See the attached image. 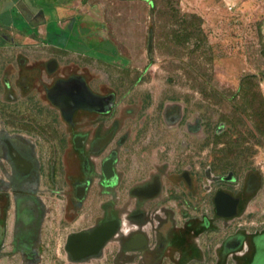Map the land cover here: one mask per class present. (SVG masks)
<instances>
[{
	"label": "flooded vegetation",
	"instance_id": "flooded-vegetation-1",
	"mask_svg": "<svg viewBox=\"0 0 264 264\" xmlns=\"http://www.w3.org/2000/svg\"><path fill=\"white\" fill-rule=\"evenodd\" d=\"M53 38L58 50H0V264L51 251L54 264H264L248 221L262 178L237 165L227 129L205 132L184 99L110 79L107 52ZM222 194L235 211L219 212Z\"/></svg>",
	"mask_w": 264,
	"mask_h": 264
},
{
	"label": "rangeland",
	"instance_id": "rangeland-1",
	"mask_svg": "<svg viewBox=\"0 0 264 264\" xmlns=\"http://www.w3.org/2000/svg\"><path fill=\"white\" fill-rule=\"evenodd\" d=\"M8 1L0 35L17 41L0 50H58L42 42L49 37L82 51L92 44L109 54L110 79L141 76V88L155 97L184 99L191 120L203 117L205 132L226 128L237 165L246 161L261 175L248 221L254 230L264 228V0ZM57 258L48 252L43 264Z\"/></svg>",
	"mask_w": 264,
	"mask_h": 264
},
{
	"label": "water",
	"instance_id": "water-1",
	"mask_svg": "<svg viewBox=\"0 0 264 264\" xmlns=\"http://www.w3.org/2000/svg\"><path fill=\"white\" fill-rule=\"evenodd\" d=\"M151 49H152V32H150V36H149V54H150V56H151ZM223 196H229V197L224 198ZM216 202H217V207H218L219 212L221 214H225V212H223L221 206H223V204L225 206H228V204L233 205L234 206V208L232 209V212H233L236 209L235 207L237 205L238 199H234V201H233L232 196L227 195V194L226 195L222 194L221 196H219V195L217 196Z\"/></svg>",
	"mask_w": 264,
	"mask_h": 264
},
{
	"label": "crops",
	"instance_id": "crops-1",
	"mask_svg": "<svg viewBox=\"0 0 264 264\" xmlns=\"http://www.w3.org/2000/svg\"><path fill=\"white\" fill-rule=\"evenodd\" d=\"M20 1H22V0H20ZM11 2H9L8 0H4V4L1 7L2 8L1 10H3V12L1 11L0 17L2 16V13H3L4 15L6 14L7 19L9 18V12L8 11H9V5H10ZM10 10H11V8H10ZM1 21H2V19L0 20V22ZM3 264H6V262H3Z\"/></svg>",
	"mask_w": 264,
	"mask_h": 264
},
{
	"label": "trees",
	"instance_id": "trees-1",
	"mask_svg": "<svg viewBox=\"0 0 264 264\" xmlns=\"http://www.w3.org/2000/svg\"><path fill=\"white\" fill-rule=\"evenodd\" d=\"M53 27H55L56 30H57V29H58V26H56L55 23H53L52 25H50V30L52 31V33H55ZM52 28H53V29H52ZM59 30H61V29L59 28ZM62 31H63V30H62ZM84 50H85V49H84Z\"/></svg>",
	"mask_w": 264,
	"mask_h": 264
}]
</instances>
